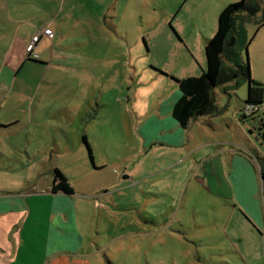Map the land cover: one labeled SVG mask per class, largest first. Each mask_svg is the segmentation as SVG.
Masks as SVG:
<instances>
[{
  "label": "rangeland",
  "instance_id": "1",
  "mask_svg": "<svg viewBox=\"0 0 264 264\" xmlns=\"http://www.w3.org/2000/svg\"><path fill=\"white\" fill-rule=\"evenodd\" d=\"M122 1H97L96 49L91 42L85 48L106 57L90 86L75 92L71 68L64 65L79 62L75 50L77 54L85 48H74L73 36L65 40L64 33L59 35V29L70 26L64 21L69 22L73 12L53 2L43 11L40 0H0V63L14 37L17 49L21 41L26 45L27 56L32 35L46 28L52 32L33 49L34 63H51L47 74L42 67L44 73L30 80L32 85L20 96L16 89L11 97H6L9 89L0 92V111L13 108L32 123L27 136L8 137L13 150L7 142L0 143V162L15 161L7 169L13 170H0V189L16 193L31 180L44 190L57 169L74 191L64 197L66 218L53 219L42 211L28 219L34 252L38 239L47 240V255L34 253L32 264H47V258L48 264H264L259 175L264 168V105L252 117H243L246 81L212 90L219 115L202 117L180 130L183 146L177 151L157 144L163 141L161 133L150 141L153 144L143 145L138 136L149 114L168 100L173 84L180 95L174 80L205 73L204 48L216 33L218 17L239 0ZM78 2L76 15L94 16L87 0ZM260 3L264 6V0ZM50 14L57 18L55 24ZM107 14L114 18L105 20ZM263 21L261 12L251 23L241 25L237 19L236 24L243 63L264 90V27L255 34ZM20 28L13 36V29L17 33ZM24 33L29 37L22 38ZM5 67L2 76L14 78L9 61ZM4 116L10 115L4 111L2 123ZM205 143L209 146L201 147ZM221 143L233 145L218 147ZM236 149L246 164L237 158L232 166L227 163L222 151ZM215 152L222 155L217 177L205 171L203 163ZM209 183L222 190L211 191ZM33 196L29 202L35 209L50 207L44 195ZM50 227L68 255L51 257Z\"/></svg>",
  "mask_w": 264,
  "mask_h": 264
},
{
  "label": "crops",
  "instance_id": "2",
  "mask_svg": "<svg viewBox=\"0 0 264 264\" xmlns=\"http://www.w3.org/2000/svg\"><path fill=\"white\" fill-rule=\"evenodd\" d=\"M40 1H41V6L43 7L42 8L43 11H46L50 6V4L53 2L57 4V7H60L61 10L62 8L66 7L67 11L68 9H70L71 12H73L72 15L67 16L69 22L64 21L65 23H69L70 26L68 28L59 29V35L64 33L65 40H68V36H73V40L71 39V41L74 48H82V47L85 48L87 44L91 42L92 49L93 50L96 49L95 40L98 39L96 26H98L97 24L100 22V17L95 15L94 11L96 9V4L98 0H87L88 1L87 4L89 5L90 12L92 14L94 13V16H91L89 13L82 16H78L75 14L76 11L75 3L78 1L80 2L81 0H40ZM120 2L123 1L117 0V4ZM110 5H112V2L110 3ZM109 14L105 15L104 17L105 20L108 18L110 19L114 18V15L108 16ZM59 16L60 15H58L57 17ZM51 17L54 20L52 24H55L57 22L56 20L57 18H55V15ZM20 30L21 28L16 33L15 29H13V36H15L16 34L18 35ZM74 32H77L79 34V36L82 38V41H78ZM116 33L117 32L115 31V34ZM33 36L34 35L31 36V39ZM27 37L29 36L26 34L22 36V38H27ZM42 37L36 43L35 48L39 47L40 45H43L45 43L43 42V40L46 41L48 40ZM16 38L17 37H14V40L12 44H10V46L7 45L5 47L6 49L2 57L4 59V63L3 64L2 62L0 63V92L9 89V91L6 93V97H11L13 89H16V91L18 92V96H20L21 93L27 92V90L30 88L29 85H32V82L30 80L36 78L39 79V76H41L44 73V69L46 68L45 70L47 74V71L50 70L51 67L50 65L51 63L49 64L46 60L38 59V63L26 61L27 58V56H25L26 45L21 41L19 43L20 49H17L14 46L16 43ZM61 43H64V38L61 39ZM77 50L79 51V53L76 54V50H75L74 57L78 56L80 61L77 62L73 60L71 64L64 65L65 67L67 66L71 68L72 77L75 80V92H77V88H79V90H83L90 86L91 82L95 78L94 76H96V74L98 73L99 68L103 66V60L106 57L103 56L101 58H98V55H101L100 53H97V51L96 52L89 51L86 48L82 50L81 49H77ZM7 61H9L11 65L10 68L8 67L9 70L15 71L14 78L13 77L9 78L7 74L4 75V77L2 76L6 68L5 66ZM42 67L44 69H42ZM35 71H38L40 75H38V73ZM33 73H35L37 76H32ZM18 75H21V78L17 77ZM177 89L178 88L176 87V84H173V89H172L173 91L170 94L168 100L166 102H162L161 104H159L157 109L152 114H149L147 121L144 124H142L141 128L139 129L140 135L138 136L143 145H145L146 143L153 144V142L150 141L152 139L153 140L157 139V136H159L158 133H161L164 136L162 139L163 141L157 142V144L159 143L166 145L171 149H173L174 151H177V149H180V147L183 146L181 145V143L183 142V138H182L183 133L181 131L184 129H182L179 126V124L174 119L172 114L173 107L177 102V100L179 99V97L181 96V93L179 95ZM81 101L82 100L80 99L79 102ZM263 105L264 104L258 107L259 110L254 114H257L260 111V109L263 107ZM4 111H7V113L10 116L9 118H6L4 116L6 119V123H2L0 121V143H2L3 141L7 142L10 148L13 150L12 144H10V141H8V137L10 136L15 137L17 136V134L20 135L25 134L27 136L29 134L27 132L31 129L32 123H31V119L27 115L22 116V114H20L18 117L17 113L14 112L15 110L13 108L8 110L7 109L4 110L2 108V110L0 111V117L3 115ZM243 114L244 112L242 111V115ZM198 119H196L191 123L198 121ZM177 137H180L182 141H180V139H178ZM82 141L83 144H85L86 149L90 151V148L87 144L85 137L82 138ZM166 142H171L172 144L170 143V145H168ZM226 145L232 146L233 144L221 143L220 145H218V147H223ZM208 146H209L208 143L201 145V147H208ZM198 148H200V146H198ZM236 152L237 149L236 151H226V150L222 151L223 156L227 158L226 159L227 163L231 166L236 158L239 160L242 159L240 156L239 149L237 154ZM221 157L222 155L220 153L215 152V154L206 157L203 161V163L206 165L205 171H210L213 174V177H217L216 168L221 167V163L219 162ZM247 158L248 157H246V160H248ZM240 161L244 162L245 164L247 163L243 159ZM12 162L14 164L15 161ZM248 162H250V160H248ZM13 164L10 165L7 162H0V170H7L10 167L14 166ZM249 164H251V162ZM10 170H7V172ZM61 174L65 177L63 173ZM52 180H53V176H52ZM52 180H51V185L44 190L37 189L38 188L37 185L31 180L26 182V185L28 184L27 185L28 189L26 188L25 185L24 190L23 189L19 190L16 193H10V192L8 193L1 191L0 189V264H18V260L22 257H23L22 262L24 264H32L34 253L40 255L44 254V256L47 255V244H45V242L47 241L46 239L44 240V242L40 240L41 238L38 239L40 244H36L37 245L36 252H34V250L31 248V244L33 243V241L29 237L31 235L32 224L29 223L28 219L34 213L40 214L42 211H43L42 213H46L50 217L53 216V219L54 217L57 218L60 217L61 219L62 217H65L64 211L66 210V208L64 206V202L67 199L64 197H67V195H64L61 192L53 193ZM221 187L218 188L211 187L209 183V188L211 191L218 190V192H220L222 190ZM35 194L41 196L44 195L45 199H48V202L50 203V207L46 208L44 206H38L36 210L34 206H31V203L29 201L33 197H35L33 196ZM40 204L41 202H39V205ZM57 208L60 209L62 208V210H57ZM50 228L52 232L49 237L48 249L50 251L53 250L51 257L57 258V257L65 256L66 254L68 255L69 253H65V251H63V248L58 247L59 244L63 243L61 237H59L58 235L55 236L54 233L55 229L53 227ZM71 235L72 234H68V236ZM260 243L261 246L263 247V254H264V236L263 237L261 236ZM50 244L52 245L51 247ZM36 259L38 262L41 261L40 258L36 257ZM44 262L48 264L49 262L48 258ZM51 262L54 263L55 259H52Z\"/></svg>",
  "mask_w": 264,
  "mask_h": 264
},
{
  "label": "trees",
  "instance_id": "3",
  "mask_svg": "<svg viewBox=\"0 0 264 264\" xmlns=\"http://www.w3.org/2000/svg\"><path fill=\"white\" fill-rule=\"evenodd\" d=\"M263 13L264 6L260 0H239L238 3L226 6L218 17L215 35L206 43L204 48L206 71L199 78H187L175 83L179 85L181 96L173 107V117L182 129H186L191 122L201 117H215L219 110L215 105L212 90L217 86L229 83H247V94L244 112L249 110L244 118L254 115L263 104L264 90L261 84L250 78L249 68L243 63L240 44L238 42L237 24L251 23L259 13ZM264 27V21L257 23L255 34ZM247 49V45L244 46ZM26 61L34 62L28 55ZM88 154L91 155L88 150ZM260 180L264 201V168L260 167ZM52 192L73 195L74 191L67 179L55 169L53 172Z\"/></svg>",
  "mask_w": 264,
  "mask_h": 264
},
{
  "label": "built area",
  "instance_id": "4",
  "mask_svg": "<svg viewBox=\"0 0 264 264\" xmlns=\"http://www.w3.org/2000/svg\"><path fill=\"white\" fill-rule=\"evenodd\" d=\"M50 35H52V32L46 28L42 32H40L39 34L32 37L31 42L28 44V47H27V55L31 59H36V57H37L36 55H34L33 49L35 48L36 43L38 42L40 37H42V36L49 37ZM248 113H249V110L244 112L245 115H247Z\"/></svg>",
  "mask_w": 264,
  "mask_h": 264
}]
</instances>
